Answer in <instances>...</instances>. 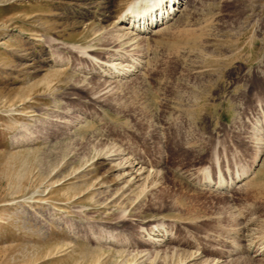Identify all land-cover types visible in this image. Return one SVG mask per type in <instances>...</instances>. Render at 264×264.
Segmentation results:
<instances>
[{
    "label": "rangeland",
    "instance_id": "rangeland-1",
    "mask_svg": "<svg viewBox=\"0 0 264 264\" xmlns=\"http://www.w3.org/2000/svg\"><path fill=\"white\" fill-rule=\"evenodd\" d=\"M128 2L0 0V264H264V0Z\"/></svg>",
    "mask_w": 264,
    "mask_h": 264
},
{
    "label": "bare ground",
    "instance_id": "bare-ground-1",
    "mask_svg": "<svg viewBox=\"0 0 264 264\" xmlns=\"http://www.w3.org/2000/svg\"><path fill=\"white\" fill-rule=\"evenodd\" d=\"M182 0H129L128 2V6L126 11L122 12V15L119 17V22L117 25V29L122 33V35L125 36H129V38H131L133 40V38H136L135 35L137 34V32H141L144 30H147L148 28H151L152 26H157L158 24H161L165 21L166 18H169V16L174 13L175 10H178V6L179 4H181ZM183 4V3H182ZM127 28H132L131 30H128ZM115 29V30H117ZM136 30V31H133ZM118 31V32H119ZM134 32H136V34L134 35ZM121 35V36H122ZM128 38V40H130ZM140 37H138L136 40H138ZM124 39V38H123ZM132 43V42H131ZM124 52V51H123ZM129 54V53H128ZM118 55V53H117ZM127 55V54H126ZM130 55V54H129ZM122 57V56H121ZM129 57V56H127ZM130 58V57H129ZM115 59V58H114ZM118 59V58H117ZM122 59V58H121ZM126 59V58H125ZM136 59V58H135ZM116 60V59H115ZM131 60H133L131 58ZM121 61V60H120ZM130 61V60H129ZM140 62V60H138ZM137 59L134 61L135 65L137 66L138 64ZM132 62V61H131ZM119 63V62H118ZM144 63V62H143ZM104 64L111 66L113 69V71H117L119 72L118 68L116 69V66L113 62L112 59H108L107 62H105ZM102 66V65H101ZM105 66V65H104ZM123 66V65H122ZM126 66V65H125ZM103 67V66H102ZM106 67V66H105ZM123 71L122 72H126L128 71L131 72V66L129 67H123L122 68ZM120 68V72L122 70ZM135 69V67H134ZM103 70V69H102ZM106 72V71H105ZM109 72V70H108ZM121 72V73H122ZM102 73V72H101ZM104 73V72H103ZM108 74V73H107ZM131 74V73H130ZM124 77V76H123ZM117 79V78H116ZM112 81V80H111ZM256 132V131H255ZM263 152V151H262ZM259 154V153H258ZM263 155V154H262ZM130 163V162H129ZM141 163V162H140ZM257 165V164H256ZM129 169L130 173L135 174V176H139L141 175L142 171H143V166L140 164H137L135 162H132ZM127 165V167H129ZM143 167V168H142ZM145 171V170H144ZM253 171V170H252ZM128 174V173H127ZM248 174V170L247 169H242L241 172L236 176V180H242L244 179ZM131 175V174H130ZM219 177V176H218ZM208 176L207 174H205L203 176L202 181H207L208 180ZM220 179V178H219ZM218 179V181H216V186H220L222 185V181H220ZM132 180V179H131ZM210 181V180H209ZM244 181V180H243ZM240 182V181H239ZM243 183V182H242ZM241 184V183H240ZM162 225H158L157 227H155L154 231H156L157 229L161 231L162 230ZM165 230V229H164ZM159 232V231H158ZM155 233H153L154 235ZM168 234V233H167ZM147 235V234H146ZM156 235V234H155ZM160 235V234H159ZM164 235V234H163ZM166 235V234H165ZM260 237V236H259ZM151 238V237H150ZM154 238V242L155 239L157 242H160L161 240H163V236L162 237H153ZM257 238V237H256ZM264 238V237H263ZM260 240V239H259ZM164 241V240H163ZM263 241V240H262ZM153 242V243H154ZM156 243V242H155ZM158 245V244H157ZM239 249V248H238ZM247 250L249 252H251L253 255H257L260 254L262 255L264 253V242H259V241H254V243H251L250 245H248ZM220 260H213L212 262H209V264H219ZM208 264V263H207Z\"/></svg>",
    "mask_w": 264,
    "mask_h": 264
}]
</instances>
